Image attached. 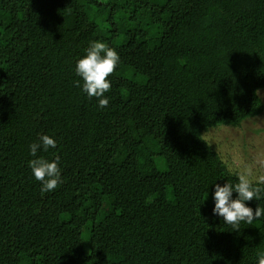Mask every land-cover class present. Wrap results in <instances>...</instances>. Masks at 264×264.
Wrapping results in <instances>:
<instances>
[{
  "label": "trees",
  "instance_id": "16d2710c",
  "mask_svg": "<svg viewBox=\"0 0 264 264\" xmlns=\"http://www.w3.org/2000/svg\"><path fill=\"white\" fill-rule=\"evenodd\" d=\"M92 41L120 56L103 109L74 83ZM263 89L264 0H0V264H258L264 217L211 212L239 175L205 132L261 114Z\"/></svg>",
  "mask_w": 264,
  "mask_h": 264
},
{
  "label": "clouds",
  "instance_id": "9594fccd",
  "mask_svg": "<svg viewBox=\"0 0 264 264\" xmlns=\"http://www.w3.org/2000/svg\"><path fill=\"white\" fill-rule=\"evenodd\" d=\"M119 63L118 52L103 41H92L75 62L74 73L80 79L74 83L88 98H96L97 106L101 109L109 105L110 98L105 95L112 87L109 77ZM56 146V138L48 134H41L38 140L28 146L29 155L34 157L28 161V167L34 179L40 182L41 193L52 192L63 183L60 157L56 155L49 160L37 156L38 150L47 152L49 148L55 149ZM251 177L252 170L249 169L239 175L235 184L224 182L212 185L211 212L225 224L231 225L234 230L240 229L241 222L249 225L254 220L264 217V206L256 205L253 209L246 203L264 198V176H257L255 182ZM258 264H264V255L258 256Z\"/></svg>",
  "mask_w": 264,
  "mask_h": 264
},
{
  "label": "rangeland",
  "instance_id": "374dc122",
  "mask_svg": "<svg viewBox=\"0 0 264 264\" xmlns=\"http://www.w3.org/2000/svg\"><path fill=\"white\" fill-rule=\"evenodd\" d=\"M205 133L228 169L238 175L251 169L252 180L264 176V110L238 126L211 127Z\"/></svg>",
  "mask_w": 264,
  "mask_h": 264
}]
</instances>
